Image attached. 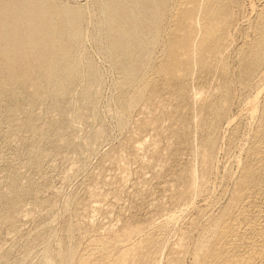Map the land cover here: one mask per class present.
<instances>
[{"label":"rangeland","instance_id":"rangeland-1","mask_svg":"<svg viewBox=\"0 0 264 264\" xmlns=\"http://www.w3.org/2000/svg\"><path fill=\"white\" fill-rule=\"evenodd\" d=\"M52 2L83 60L0 98V264H264V0H154L130 60Z\"/></svg>","mask_w":264,"mask_h":264},{"label":"bare ground","instance_id":"bare-ground-1","mask_svg":"<svg viewBox=\"0 0 264 264\" xmlns=\"http://www.w3.org/2000/svg\"><path fill=\"white\" fill-rule=\"evenodd\" d=\"M156 3L154 2V0H145L144 2H141V1L139 2L138 0H91V4L93 6L92 9H95L96 11V13L93 12V10L89 11L91 15L90 17H92L91 19H94L96 21V24H94L95 28L93 31V35L95 39H98L100 44L102 45L101 49L106 50V47H107L108 52L112 54L113 57L116 55H117L116 57H119L118 55L122 54L124 55V58H128V57L131 58L130 55H132L133 56L132 59H133L134 53L136 54L135 47H134L136 45L135 44L136 42H139L140 44H147V45H149L150 43L151 44L156 43L159 39L158 38L159 35H161L159 34V32L161 31L160 25L157 22L155 23L153 20L152 21L155 24H152L150 26L145 25V23H143L144 19L146 18L145 13H144L145 10L146 11L148 10L150 13H152L153 17L155 18H157L162 13L160 6H158ZM59 4L57 2L56 4L53 3L52 0H2L0 1V98L3 96V97H8L11 100H15V101L18 100L20 96L19 94H21L20 86L22 87L23 84L32 85V86L38 85L39 81L37 78L40 76H43L42 78H45V82L49 86H52V87L54 86L56 87L57 85L59 86V88L57 86V88L53 89V91L50 90L53 96L55 97H59L62 95L64 96V94L66 93L64 92L65 88L64 87L60 88V85H59L62 83V80L64 81V79H60V78H64V74H63V77H60L58 75L59 73H61V71L69 74L70 69L72 73V68L76 67L79 64V63L76 64L75 62L71 64L69 61L70 59H72L71 58L72 53L73 52L76 53L78 48H81V45L80 47L78 46V48L76 46H77V43L80 41L79 39V41L77 42V39L83 27L82 21H83L84 13L81 10L70 11L71 9L69 10L67 8H64L60 6ZM201 6H204V5H201ZM66 7L68 6L66 5ZM75 8H78V7H75ZM207 8L205 10H207ZM202 9L204 8L203 7L199 8V11L201 12ZM87 11L88 10L86 9V12ZM221 13H223V15L225 14L224 12H221ZM192 16L193 15L190 14V18ZM216 16L217 14H214L213 12H209L207 14V18L209 19L210 18L215 19ZM150 18L152 19L151 15H150ZM90 20L88 21V23H90ZM90 26H92V24ZM201 31H204V29ZM172 33L173 31L171 32V35ZM209 33L207 35H209ZM80 35H82L80 36L82 38L84 33ZM175 38L176 37H174V39ZM85 39H86V36H85ZM186 40L188 41V39ZM191 41L193 40L191 39ZM159 42H160V39H159ZM81 43H82V40H81ZM84 43L85 45L87 44L86 41ZM174 43L175 42H173L172 45H174ZM181 44L183 45V43ZM156 45L157 44H155V48H156ZM177 45L179 46V44ZM151 48H153V44ZM80 50H78V52ZM77 54L79 53H76V56ZM153 54H151V56ZM79 57L81 58L80 54H79ZM80 58L79 60L77 59L79 62L82 59ZM114 59L116 58L114 57ZM31 60L39 61L38 65H36L35 63L30 65ZM123 62L125 63L126 61L123 60L121 62L122 65H123ZM133 63H135V61ZM85 64H89V63L85 62ZM79 66L77 70H79L80 68ZM119 67L120 66H118V68ZM37 69L40 70V73L37 75H34L31 71L33 70L36 71ZM121 70H124V68ZM136 70H139L138 67ZM91 71H94V70H91ZM77 72L79 73L80 71H77ZM85 72H87V70ZM127 72H130V70ZM133 72L131 69V73ZM69 79H71V76ZM38 86L40 87V85ZM87 87H89V85ZM37 91L36 93L32 94V96L37 97L39 94L37 93ZM85 93L87 92L85 91ZM33 99H36V98H32V100ZM15 101L13 102L15 103ZM21 124L22 123H20V125Z\"/></svg>","mask_w":264,"mask_h":264}]
</instances>
